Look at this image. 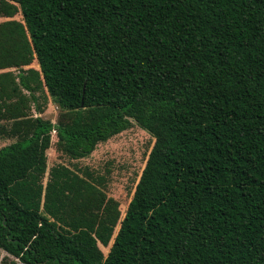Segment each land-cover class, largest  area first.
I'll use <instances>...</instances> for the list:
<instances>
[{
    "label": "trees",
    "instance_id": "1",
    "mask_svg": "<svg viewBox=\"0 0 264 264\" xmlns=\"http://www.w3.org/2000/svg\"><path fill=\"white\" fill-rule=\"evenodd\" d=\"M0 20L12 264H264V0H0ZM49 99L57 123L32 114ZM134 124L155 143L123 219L103 177L48 170L53 134L80 161Z\"/></svg>",
    "mask_w": 264,
    "mask_h": 264
},
{
    "label": "rangeland",
    "instance_id": "2",
    "mask_svg": "<svg viewBox=\"0 0 264 264\" xmlns=\"http://www.w3.org/2000/svg\"><path fill=\"white\" fill-rule=\"evenodd\" d=\"M20 19L19 16L15 17V20ZM29 68L38 69L39 66L33 64ZM7 72L5 71V73ZM17 74V70L10 72V76L13 77L17 76ZM45 109L44 114L39 115L36 113V105L33 104L32 114L34 116H42L52 123H57L60 109L52 99L48 100ZM15 141L13 139H0V149ZM56 142L57 137L53 134L52 148L47 154L48 170L58 165H65L72 169L79 168L81 170H88L95 176L103 177L105 179V190L108 196L114 198L121 204L120 210L123 213V219L153 149L155 140L146 131L134 124L130 130L114 137L107 143L100 144L89 158L80 161H72L60 154L56 150ZM47 180L48 173L44 182L46 183ZM118 230L119 226L116 229L115 236ZM102 250L105 256H107L110 247L106 249L102 248ZM14 261L16 260L13 257L0 251V264H12Z\"/></svg>",
    "mask_w": 264,
    "mask_h": 264
},
{
    "label": "crops",
    "instance_id": "3",
    "mask_svg": "<svg viewBox=\"0 0 264 264\" xmlns=\"http://www.w3.org/2000/svg\"><path fill=\"white\" fill-rule=\"evenodd\" d=\"M14 140V139H13Z\"/></svg>",
    "mask_w": 264,
    "mask_h": 264
}]
</instances>
